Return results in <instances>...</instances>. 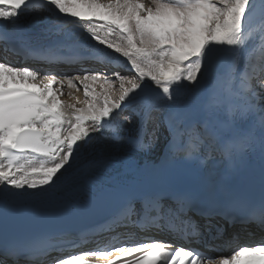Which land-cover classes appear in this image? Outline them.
<instances>
[{
  "label": "snow or ice",
  "instance_id": "6c2138e0",
  "mask_svg": "<svg viewBox=\"0 0 264 264\" xmlns=\"http://www.w3.org/2000/svg\"><path fill=\"white\" fill-rule=\"evenodd\" d=\"M151 5L143 0H0V29L22 30V16L54 13L59 21L54 31L70 23L80 30L87 47L104 52L107 61L105 71L85 68L75 75L0 62V224L6 226L10 215L19 211L23 194L46 191L70 174L97 135H110L117 143L123 140L134 152L151 151L160 143L161 113L170 153L185 151L197 159L195 141L235 159L255 145L252 128L242 129L239 122L251 119L258 109L264 157V104L253 103L264 100L259 96L264 79L252 83L249 60L253 0H151ZM63 46L57 42L39 54L55 56ZM20 51L31 55L38 50ZM112 61L122 63L127 74ZM222 61L224 71L207 88L202 106L208 118L201 120L186 108L189 86L207 81ZM237 79L248 94L242 105L237 102L242 95L235 88ZM81 89L83 100L61 99ZM221 114L225 119L216 118ZM226 130L231 135L226 136ZM232 205L229 194L203 189L126 184L99 191L74 211L90 215L107 209V215L81 232L95 228L116 232L133 223L156 221L160 229L183 234L192 246L152 240L52 259L54 264H264V241L219 259L202 254L200 249L217 239L212 233L219 226L213 230L196 218L219 215L231 223ZM69 235L49 232L9 245L0 252V264L15 262L28 248L50 257L60 252Z\"/></svg>",
  "mask_w": 264,
  "mask_h": 264
},
{
  "label": "bare ground",
  "instance_id": "6f19581e",
  "mask_svg": "<svg viewBox=\"0 0 264 264\" xmlns=\"http://www.w3.org/2000/svg\"><path fill=\"white\" fill-rule=\"evenodd\" d=\"M37 2L38 0H34V3ZM143 2L146 6H152L151 0L148 3L144 0ZM20 23L22 25V30H14L11 26L0 29V62H7L11 66L16 67L27 66L40 72L44 67L40 68L37 62H33L29 59L25 60L20 56V50L23 48H30L38 50L37 52H39V50L47 49L50 45L60 42L64 46L56 50V53L59 55L61 54L60 52L64 50L70 54L76 53V56H81L84 61H86L79 62L75 65H82V69L99 67L101 71H105L102 67L107 63L105 60V53L87 47L83 36L80 34V30L74 29L70 23L62 25L55 31L53 30V25L59 23L54 13L51 16L47 12L40 17L22 16L20 18ZM254 23V26L251 25L253 27V35L250 40L252 48L249 53L251 68L254 69V79L252 83H256L257 74L264 63V40L261 39L264 37V10L256 16V22ZM8 37H10V41ZM13 43L16 45L15 48L12 47ZM21 62H24V64ZM112 66L124 69V71L126 70L125 73L127 72V69L122 63L112 61ZM57 67H48L46 70L54 72ZM222 71H224L223 61L212 69L207 81H201L200 84L194 87L191 85L189 86L190 91L187 93L186 108L191 114L197 116L201 120L208 118L207 113L202 111V106L207 96V88ZM243 87L244 86L237 79L235 88L242 93L237 102L241 105L245 103L244 97L248 95L243 92ZM64 91L67 93L69 90L65 87ZM61 99L69 103H75L77 99H84L83 91L81 89L79 92H73V96L71 97L64 95ZM261 102L262 101H253V103L258 104V107L259 104H262ZM216 118L221 120L225 119L222 114ZM160 122L162 125V134L160 143L155 149L153 148L148 152H134L129 149L127 143L123 140L117 143L110 138V135H106L105 137L97 135L87 151L82 154L81 159L72 172L66 174L65 177L75 173L80 174L88 165L103 159H116L125 165L142 168L144 166L156 165L163 162L166 158L180 154L179 152L173 154L168 151L166 135L163 133V115L160 117ZM239 127L242 129L252 128L256 137L254 147L241 152L235 159H228L218 148L210 150L207 147V143L199 144L194 141L196 150L200 153L201 162L186 175L185 181H190L195 187H200L202 189L209 188L220 194L227 193L231 195L238 182H248L250 180L249 178L262 180L264 157L261 155L259 143L261 135L259 110L257 109L256 115L251 119L240 121ZM149 128H151V124H149ZM225 135L229 136L231 133L226 130ZM236 229L235 233L239 235L243 227H236ZM258 232V230L253 229V236ZM219 258L221 257L216 259Z\"/></svg>",
  "mask_w": 264,
  "mask_h": 264
},
{
  "label": "rangeland",
  "instance_id": "374dc122",
  "mask_svg": "<svg viewBox=\"0 0 264 264\" xmlns=\"http://www.w3.org/2000/svg\"><path fill=\"white\" fill-rule=\"evenodd\" d=\"M146 3H148L150 0H144ZM254 4H255V9H254V12L251 13V24H250V30H251V37H250V40L252 39V35H253V30H252V26H254V22H256V16L262 12L264 10V3H262V0H253ZM255 18V19H254ZM252 25V26H251ZM251 43V42H250ZM22 64H24V62H21ZM38 65H42L40 63H38ZM82 65H73V66H58L57 69L52 72V73H55V74H64V72H67L65 74H72V75H75V74H83V71H82ZM48 67L47 66H44V69L46 72H50L49 70H46ZM85 69V68H83ZM68 70H70L68 72ZM126 71V70H125ZM127 73V72H126ZM260 79H264V63H263V67L261 68V70L259 71V73L257 74V81L260 80ZM256 81V82H257ZM66 87V86H65ZM259 96L264 98V90H261L259 92ZM262 101L261 103L264 104V100H260ZM259 101V102H260ZM159 117H161L163 114H158ZM126 129L128 126H125ZM155 149V148H154Z\"/></svg>",
  "mask_w": 264,
  "mask_h": 264
},
{
  "label": "water",
  "instance_id": "95a60500",
  "mask_svg": "<svg viewBox=\"0 0 264 264\" xmlns=\"http://www.w3.org/2000/svg\"><path fill=\"white\" fill-rule=\"evenodd\" d=\"M16 233H19V231L12 230V229L2 230L0 232L1 235H11V234H16Z\"/></svg>",
  "mask_w": 264,
  "mask_h": 264
}]
</instances>
